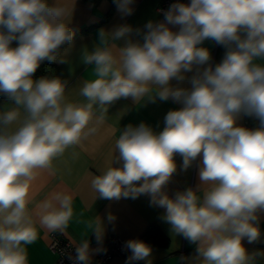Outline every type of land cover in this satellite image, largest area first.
<instances>
[{
	"label": "clouds",
	"instance_id": "9594fccd",
	"mask_svg": "<svg viewBox=\"0 0 264 264\" xmlns=\"http://www.w3.org/2000/svg\"><path fill=\"white\" fill-rule=\"evenodd\" d=\"M114 3L122 16L133 14V0ZM73 11L67 0H0V95L10 102L0 109V264H29L39 229L68 227L73 196L54 191L30 210L32 181L93 135L121 99L180 107L160 131L146 122L121 130L114 160L91 179L97 199L147 196L172 236L195 245L182 264H262L264 249L249 252L244 242H264V0H176L143 28L101 29L99 43L82 51L94 78L72 91L77 100L59 77L34 79L43 62H67L61 50L75 39ZM206 41L225 50L219 62ZM194 166L197 184L170 194L178 170ZM115 220L109 212L107 223ZM88 227L98 247L75 243L73 264L107 251L105 219ZM124 250L126 264H153L143 240L126 241Z\"/></svg>",
	"mask_w": 264,
	"mask_h": 264
},
{
	"label": "crops",
	"instance_id": "0c3cea01",
	"mask_svg": "<svg viewBox=\"0 0 264 264\" xmlns=\"http://www.w3.org/2000/svg\"><path fill=\"white\" fill-rule=\"evenodd\" d=\"M161 1L133 0V14L122 16L114 0H67L74 7L69 24L71 29H82L98 25L104 21L87 32L75 35L72 44L62 48L61 55L66 58L67 62H54L58 70L53 77L67 81L68 92L78 88L83 80L94 78L92 76L94 66L85 65L81 59L84 47L87 46L89 50H92L99 43V31L101 29L111 31L120 24H129L133 28H143L150 20H162L163 16L158 10ZM49 2L52 3L53 0H49ZM180 2L188 3L189 0ZM105 17L107 18L105 19ZM203 46L210 49L213 62H219L222 59L225 51L223 47L214 44L212 41H206ZM69 99L81 98L72 92L69 94ZM8 103L10 102H3L0 109H3ZM179 107L180 105L171 101H158L139 107L133 105L130 99L117 101L110 107L104 123L93 125L97 129L93 135L82 139L78 145L66 150L63 156L53 161L51 169L37 170L32 181L30 210L54 191L70 193L73 196L74 215L64 232H56L71 239L74 243H79L81 239H88L91 248L95 249L98 247L96 238L88 227L95 216L105 219L103 245L114 236L125 241L131 239L145 241L144 236L149 227L155 226L167 237L168 243L166 246H159L150 241H145L153 249L151 257L153 264H182L181 258L191 257L195 251V245L190 244L183 237L172 236L169 230L170 226L160 218L163 210L150 206L147 196H141L135 200L121 199L119 201L97 199V194L91 188L92 177L99 174L114 160L116 154L115 140L118 139L125 126L146 122L155 130L160 131L163 128L166 113ZM245 119L242 121L244 126ZM248 119L251 123L255 122L251 118ZM176 160L178 166L182 164L180 157H177ZM197 182L195 166L187 173L178 170L169 185L170 194L174 195L176 190L195 186ZM109 212L116 217L114 224H108L106 221ZM260 228L264 233V216L261 217ZM39 233L37 241L28 246L29 264H54L55 255L49 248V234L51 232L39 229ZM244 246L251 252L264 249V242L248 244L245 241ZM97 256L98 254L94 253L91 260H95ZM126 260V258L118 256L105 264H126ZM135 263L146 264L145 261H136Z\"/></svg>",
	"mask_w": 264,
	"mask_h": 264
},
{
	"label": "built area",
	"instance_id": "2783aa9c",
	"mask_svg": "<svg viewBox=\"0 0 264 264\" xmlns=\"http://www.w3.org/2000/svg\"><path fill=\"white\" fill-rule=\"evenodd\" d=\"M182 0H179V2ZM176 2V0H162L158 10H166L170 4ZM256 122L251 123L248 118L245 119L246 127H254ZM49 248L55 255L54 264H73V261L69 259L70 256L75 255V243L64 237L58 232H51L49 234ZM125 240L119 237H111L110 240L103 245L107 249L106 253H99L95 260H91L92 264H105L112 260L114 257H127L130 252L124 250Z\"/></svg>",
	"mask_w": 264,
	"mask_h": 264
},
{
	"label": "trees",
	"instance_id": "16d2710c",
	"mask_svg": "<svg viewBox=\"0 0 264 264\" xmlns=\"http://www.w3.org/2000/svg\"><path fill=\"white\" fill-rule=\"evenodd\" d=\"M107 17H105L106 19ZM104 21V20H103ZM101 21V23L103 22ZM99 23V24H101ZM98 24V25H99ZM98 25H92L89 27H85L82 29L79 28H73L72 30L74 31L75 35H78L83 32H87L91 30L92 28L98 26ZM15 46V44L13 45ZM64 47V46H63ZM57 66L54 64V62H43L37 72L34 75V79H39L40 77H53L57 73ZM8 101L6 97L0 95V105ZM145 241H150L151 243L159 246H166L168 243L167 237L155 226L149 227L148 231L146 232L144 236ZM135 264H142V263H135Z\"/></svg>",
	"mask_w": 264,
	"mask_h": 264
}]
</instances>
